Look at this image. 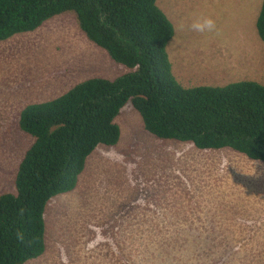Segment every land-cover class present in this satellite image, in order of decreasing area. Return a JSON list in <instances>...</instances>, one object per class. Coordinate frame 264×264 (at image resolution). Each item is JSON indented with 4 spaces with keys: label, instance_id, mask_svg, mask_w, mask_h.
Segmentation results:
<instances>
[{
    "label": "rangeland",
    "instance_id": "1",
    "mask_svg": "<svg viewBox=\"0 0 264 264\" xmlns=\"http://www.w3.org/2000/svg\"><path fill=\"white\" fill-rule=\"evenodd\" d=\"M262 2L157 0L175 27L167 52L178 81L264 84ZM206 19L213 30L193 28ZM127 71L87 38L73 11L0 41V194L15 190L34 141L19 127L26 105ZM116 120L118 143L98 146L75 189L49 201L45 252L25 264H264L262 162L157 138L132 102Z\"/></svg>",
    "mask_w": 264,
    "mask_h": 264
},
{
    "label": "trees",
    "instance_id": "2",
    "mask_svg": "<svg viewBox=\"0 0 264 264\" xmlns=\"http://www.w3.org/2000/svg\"><path fill=\"white\" fill-rule=\"evenodd\" d=\"M66 11L129 71L89 77L22 109L19 127L34 141L19 161L15 190L0 194V264H25L45 252L49 201L75 189L98 146L118 143L116 119L128 102L157 138L226 148L264 164V84L182 85L167 52L175 27L157 0H0V41ZM256 27L264 42V0Z\"/></svg>",
    "mask_w": 264,
    "mask_h": 264
},
{
    "label": "clouds",
    "instance_id": "3",
    "mask_svg": "<svg viewBox=\"0 0 264 264\" xmlns=\"http://www.w3.org/2000/svg\"><path fill=\"white\" fill-rule=\"evenodd\" d=\"M193 28L199 32L211 31L214 28V22L211 19H206L202 23H196Z\"/></svg>",
    "mask_w": 264,
    "mask_h": 264
},
{
    "label": "crops",
    "instance_id": "4",
    "mask_svg": "<svg viewBox=\"0 0 264 264\" xmlns=\"http://www.w3.org/2000/svg\"><path fill=\"white\" fill-rule=\"evenodd\" d=\"M197 148V147H196Z\"/></svg>",
    "mask_w": 264,
    "mask_h": 264
}]
</instances>
